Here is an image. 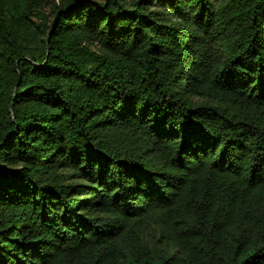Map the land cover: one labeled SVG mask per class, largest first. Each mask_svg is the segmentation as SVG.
<instances>
[{
	"label": "trees",
	"instance_id": "16d2710c",
	"mask_svg": "<svg viewBox=\"0 0 264 264\" xmlns=\"http://www.w3.org/2000/svg\"><path fill=\"white\" fill-rule=\"evenodd\" d=\"M0 264H264V0H0Z\"/></svg>",
	"mask_w": 264,
	"mask_h": 264
},
{
	"label": "rangeland",
	"instance_id": "374dc122",
	"mask_svg": "<svg viewBox=\"0 0 264 264\" xmlns=\"http://www.w3.org/2000/svg\"><path fill=\"white\" fill-rule=\"evenodd\" d=\"M95 1H99V0H95Z\"/></svg>",
	"mask_w": 264,
	"mask_h": 264
}]
</instances>
